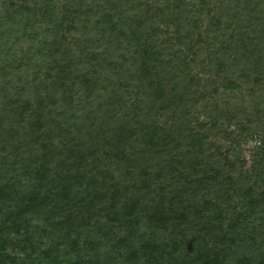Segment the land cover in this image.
I'll return each instance as SVG.
<instances>
[{"label":"trees","instance_id":"1","mask_svg":"<svg viewBox=\"0 0 264 264\" xmlns=\"http://www.w3.org/2000/svg\"><path fill=\"white\" fill-rule=\"evenodd\" d=\"M0 264H264V0H0Z\"/></svg>","mask_w":264,"mask_h":264},{"label":"rangeland","instance_id":"2","mask_svg":"<svg viewBox=\"0 0 264 264\" xmlns=\"http://www.w3.org/2000/svg\"><path fill=\"white\" fill-rule=\"evenodd\" d=\"M219 142H220V143H222V141H221V140H220Z\"/></svg>","mask_w":264,"mask_h":264}]
</instances>
